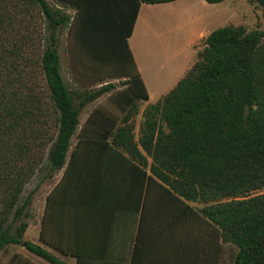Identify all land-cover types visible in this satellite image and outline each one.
Here are the masks:
<instances>
[{"label": "trees", "instance_id": "16d2710c", "mask_svg": "<svg viewBox=\"0 0 264 264\" xmlns=\"http://www.w3.org/2000/svg\"><path fill=\"white\" fill-rule=\"evenodd\" d=\"M170 1L0 0V252L22 245L65 264L23 239L33 193L22 195L24 186L44 168L41 181L61 174L38 241L77 264H117L106 263L105 246L94 258L78 245L82 225H110L116 211L135 226L123 264H137L141 233L142 264H264V27L210 30L172 87L143 107L135 131L137 102L148 95L126 39L140 3ZM250 1L264 13V0ZM64 27L87 66L119 86L105 76L95 89L67 86Z\"/></svg>", "mask_w": 264, "mask_h": 264}, {"label": "rangeland", "instance_id": "374dc122", "mask_svg": "<svg viewBox=\"0 0 264 264\" xmlns=\"http://www.w3.org/2000/svg\"><path fill=\"white\" fill-rule=\"evenodd\" d=\"M67 12L72 14L73 10L68 8ZM225 24H241L246 30L262 28L264 13L256 2L250 0H222L216 3H207L204 0H178L167 5L142 8L129 38L133 51L140 54L139 56L136 54V59L142 69V81L148 95L147 100L137 102V113L133 117L135 131L143 107L170 89L193 62L195 50L202 45L203 37L197 39L198 33H208L215 27ZM193 40L196 41L190 45ZM58 53L61 74L69 88L95 89L101 82L98 79L103 76H105L103 81L119 86L121 78L116 79L108 72H101L95 64L94 69L87 66L84 54L74 42L71 28L64 27L60 30ZM102 97L80 110L79 124ZM74 142L73 136L70 139L68 153ZM44 173V168L39 169L25 184L22 193L25 195L33 189L29 215L26 218L28 225L23 233V239L32 242L37 240L36 232L40 224L44 196L59 176L57 171L50 178L41 181ZM259 192L264 193V187ZM48 250L58 255L55 251ZM13 253L18 255L16 260L11 257ZM23 259L27 264H50L25 250L22 245L10 244L0 252V264H22ZM64 260L70 264L66 258ZM226 263L227 260L224 259V264Z\"/></svg>", "mask_w": 264, "mask_h": 264}, {"label": "crops", "instance_id": "0c3cea01", "mask_svg": "<svg viewBox=\"0 0 264 264\" xmlns=\"http://www.w3.org/2000/svg\"><path fill=\"white\" fill-rule=\"evenodd\" d=\"M175 1H178V0H173L170 2H175ZM167 3H169V2L155 3V4L140 3L137 14H136V18L140 14L143 7H156L158 5H167ZM136 18H135V20H136ZM134 24H135V21H134ZM132 31H133V28H132ZM132 31L126 39L127 45H128L129 51L131 53L132 59L135 63L136 69L139 72V75L142 79V69L138 65L137 59H136L137 53L133 51V49L131 48V45L129 43V38L132 35ZM206 34L207 33L199 32L197 35V39L204 37ZM195 41L193 40L189 44L191 45ZM137 55L139 56L140 54L138 53ZM58 172H59V176H60L61 170H59ZM59 176H58V178H59ZM58 178H57V180H58ZM50 188H49V190H50ZM48 191L46 192V194L44 196L43 208H44V205L46 202V195H47ZM43 208H42V211H43ZM53 214H54V216L58 217V213H56V215H55V207L53 208ZM38 231H39V227H38L37 232H36L37 240L34 241L35 243L40 244L45 249L47 247L48 249L55 251L58 254L55 256H57L65 264H67V261H65L64 258H66L70 264H77L75 257L70 256V255H63L60 252H58L56 249H53L52 247L38 241ZM79 231H80V234L78 235L79 236L78 245L80 246V248H83L84 245L90 246L91 251H92V253H91L92 257L97 258L99 256L98 253H94V248L105 246L106 248L104 251L103 258H105L106 263L123 264L125 262L130 261L132 244H133L132 236L135 232V226H133L131 223V216L129 213L116 211L115 213L112 214V219H111L110 225L108 223H104V222L99 223L97 221L96 223H90L87 225L86 224L82 225V227L79 228ZM54 235L55 234L52 233L51 237L55 238ZM48 249H46V250L49 251ZM138 253H139V257L137 260V264H142V233H141V238H140V241L138 244ZM51 254H53V253H51ZM86 256L89 257V255H85V257L83 259H87Z\"/></svg>", "mask_w": 264, "mask_h": 264}]
</instances>
